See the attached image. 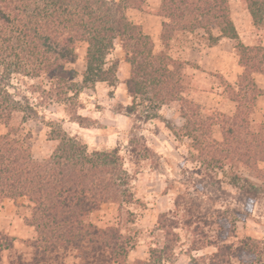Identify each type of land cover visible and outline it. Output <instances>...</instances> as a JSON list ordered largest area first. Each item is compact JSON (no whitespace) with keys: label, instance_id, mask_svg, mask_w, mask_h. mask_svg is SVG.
I'll return each mask as SVG.
<instances>
[{"label":"rangeland","instance_id":"374dc122","mask_svg":"<svg viewBox=\"0 0 264 264\" xmlns=\"http://www.w3.org/2000/svg\"><path fill=\"white\" fill-rule=\"evenodd\" d=\"M228 1L239 38L221 39L216 45L213 39L220 31L214 25L204 23L206 30L194 29L190 22L175 27L163 16V0H142L140 5L127 10L130 21L141 26L152 39L155 54H167L184 65L183 97L197 106L196 113L188 108L183 110L184 103L179 101L159 111L150 110L151 118L147 119L146 108L138 107L137 101V112L128 114V108L137 103L128 93L126 80L131 68L119 41L108 57L109 62L119 64L115 87L107 83L83 87V46L78 48L75 64H68L53 75L31 78L14 74L6 81L11 99L21 105V112L14 114L9 125L0 124V136L12 131L30 147L36 161L49 158L58 146L49 137L51 122L84 143L89 153L119 150L131 176L130 202L103 204L87 221L102 229L115 228L129 242L128 258L121 264L148 262L151 249L164 247L165 232L159 225L162 214L179 222L177 236L170 238L176 240L175 250L164 264H209L218 251L212 243L232 247L228 249L231 264H264V90L256 83L257 77L264 78V60L261 54H253L255 62H244L248 79L262 91L257 96L254 89L246 88L245 77L240 78L245 69L240 65L238 50L241 44L264 48V23L255 25L246 0ZM53 76L71 85L76 83L68 97L64 95L59 100L48 95L47 91L53 89ZM63 98L67 100L62 101ZM240 106L249 115L235 135L240 132V139L252 143L256 158L247 167L237 158L218 154V161L223 162L215 164L210 159L211 150L197 145L223 143L224 132L231 128L227 119L234 117ZM185 114L207 122L208 128L202 131L205 135L198 139L200 132L195 134L199 142L188 137L183 128L188 124ZM244 177L259 190L256 197L248 194L245 183L239 179ZM181 195L185 200L177 206ZM30 204L27 198L0 199V264H18L19 258L28 262L39 253L40 250L30 247L38 237L34 227L27 224ZM198 213L205 215L204 219ZM253 241L258 245L256 252L237 250ZM203 246L202 250H194ZM92 248L86 242L60 262L85 264L81 259Z\"/></svg>","mask_w":264,"mask_h":264},{"label":"trees","instance_id":"16d2710c","mask_svg":"<svg viewBox=\"0 0 264 264\" xmlns=\"http://www.w3.org/2000/svg\"><path fill=\"white\" fill-rule=\"evenodd\" d=\"M140 3L142 0H0V124L9 125L14 114L21 112V105L11 99L6 84L12 75L31 78L53 75L66 65L77 62L80 46L86 48L83 87L97 83L115 87L119 64L109 62L108 57L115 50L116 41L120 42L126 63L131 68L126 80L128 93L136 103L139 102V106L137 103L128 108V114H134L143 106L146 118L150 119V110L159 111L179 101L184 103L183 110L188 108L196 113L197 106L183 97L185 84L181 74L184 65L167 54H155L152 39L128 18L127 10ZM246 5L255 25H262L264 0H246ZM162 11L175 27L190 22L194 29L206 30L205 24L214 25L220 31V35L213 39L214 45L221 39L239 38L228 0H163ZM238 50L240 65L245 69L240 78L245 77L246 88L254 89L257 96L262 95V91L248 79L244 62H255L253 54L256 57L261 54L264 60V48L254 49L241 44ZM53 80V89L47 93L59 97V100L64 95L68 97L69 91L76 86V83L71 85L54 76ZM239 87L243 90L241 84ZM239 98L234 100L238 104L241 103ZM246 113L240 106L237 114L227 119L231 128L224 132L223 143L197 145L211 150V162L221 164L223 161H218L217 157L220 154L237 158L250 167L252 159L256 158L252 143L240 139V132L239 136L235 135L237 128L247 123L249 114ZM184 118L188 122L183 127L188 137L197 140L196 133L200 132L198 139L205 135L202 132L208 128L205 120H193L186 114ZM77 122L82 124V121ZM49 126V137L57 141L58 146L44 161H36L30 147L12 131L0 136V199L27 198L31 203L27 224L34 227L38 235L30 247L40 250L39 253L33 254L28 262L19 258L18 264H61V258L79 251L86 242L93 248L84 254L83 263L121 264L128 258L129 242L115 228L102 229L87 221L103 204L130 202L131 176L124 168L119 150L89 153L84 143L58 129L57 123L51 122ZM251 137L256 138L255 134ZM236 143L237 146L232 147ZM239 179L245 183L248 194L256 197L259 190L254 189L255 184L245 177ZM182 200L185 197L181 195L177 206ZM198 214L204 219L205 215ZM159 225L165 232L166 243L164 247L151 249L150 260L139 262L141 264H164L173 255L176 240L170 238L177 236L175 230L179 228V222L177 218L162 214ZM196 230L199 231L198 226ZM212 245L218 251L210 258L209 264H231L228 249L232 247ZM257 247L254 241L246 242L237 250L251 253L256 252Z\"/></svg>","mask_w":264,"mask_h":264},{"label":"crops","instance_id":"0c3cea01","mask_svg":"<svg viewBox=\"0 0 264 264\" xmlns=\"http://www.w3.org/2000/svg\"><path fill=\"white\" fill-rule=\"evenodd\" d=\"M256 83L259 85V88L261 90H264V78H262L261 76L257 77Z\"/></svg>","mask_w":264,"mask_h":264}]
</instances>
